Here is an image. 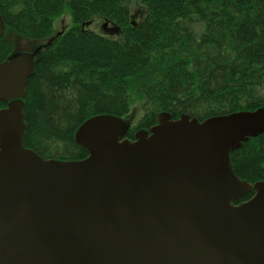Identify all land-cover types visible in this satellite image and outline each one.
<instances>
[{
  "label": "water",
  "instance_id": "water-1",
  "mask_svg": "<svg viewBox=\"0 0 264 264\" xmlns=\"http://www.w3.org/2000/svg\"><path fill=\"white\" fill-rule=\"evenodd\" d=\"M37 56L0 64V264H264V181L231 164L264 133V107L204 121L161 113L135 140L128 119L100 115L75 134L85 159H45L24 146Z\"/></svg>",
  "mask_w": 264,
  "mask_h": 264
},
{
  "label": "trees",
  "instance_id": "trees-1",
  "mask_svg": "<svg viewBox=\"0 0 264 264\" xmlns=\"http://www.w3.org/2000/svg\"><path fill=\"white\" fill-rule=\"evenodd\" d=\"M67 6L74 26L55 35ZM0 15V64L15 49L9 30L49 40L24 99V146L45 159H85L77 129L100 115L126 118L132 95L142 115L130 140L161 113L204 121L264 107V0H0ZM96 20L116 37L84 26ZM231 164L241 180L264 181V133L232 152Z\"/></svg>",
  "mask_w": 264,
  "mask_h": 264
},
{
  "label": "rangeland",
  "instance_id": "rangeland-1",
  "mask_svg": "<svg viewBox=\"0 0 264 264\" xmlns=\"http://www.w3.org/2000/svg\"><path fill=\"white\" fill-rule=\"evenodd\" d=\"M74 26L71 10L69 6L65 8L64 13L54 20V34L58 35L60 33L66 32ZM88 29L95 31L101 35L108 36L111 38H115L117 32L111 29V26L105 24L104 21L96 20L90 23V26L87 27ZM7 37L10 38L14 42V52L11 55V58H14L20 54H27V53H36L37 55L43 50L44 46L49 41L48 39L34 41L29 39H24L14 33L12 30L7 32ZM132 101V108L130 114L124 118L128 119L131 126L137 124L139 118L142 115V111L140 109V99L136 95L131 96Z\"/></svg>",
  "mask_w": 264,
  "mask_h": 264
},
{
  "label": "flooded vegetation",
  "instance_id": "flooded-vegetation-1",
  "mask_svg": "<svg viewBox=\"0 0 264 264\" xmlns=\"http://www.w3.org/2000/svg\"><path fill=\"white\" fill-rule=\"evenodd\" d=\"M146 131H148V130H146Z\"/></svg>",
  "mask_w": 264,
  "mask_h": 264
}]
</instances>
